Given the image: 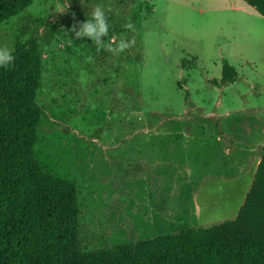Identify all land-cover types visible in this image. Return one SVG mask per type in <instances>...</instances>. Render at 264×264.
Listing matches in <instances>:
<instances>
[{
	"label": "rangeland",
	"instance_id": "1",
	"mask_svg": "<svg viewBox=\"0 0 264 264\" xmlns=\"http://www.w3.org/2000/svg\"><path fill=\"white\" fill-rule=\"evenodd\" d=\"M95 2L33 0L0 28L13 51L39 39L35 156L78 186L71 249L234 219L264 154V17L244 0H104L116 53L75 37ZM224 60L239 78L217 86Z\"/></svg>",
	"mask_w": 264,
	"mask_h": 264
},
{
	"label": "trees",
	"instance_id": "2",
	"mask_svg": "<svg viewBox=\"0 0 264 264\" xmlns=\"http://www.w3.org/2000/svg\"><path fill=\"white\" fill-rule=\"evenodd\" d=\"M244 1L264 17V0ZM32 3L0 0V28ZM14 57L0 68V264H264V154L232 220L135 245L71 249L80 228L78 186L50 174L35 156L43 115L38 36L18 43ZM238 78L237 69L224 60L220 81L212 83L227 86Z\"/></svg>",
	"mask_w": 264,
	"mask_h": 264
},
{
	"label": "clouds",
	"instance_id": "3",
	"mask_svg": "<svg viewBox=\"0 0 264 264\" xmlns=\"http://www.w3.org/2000/svg\"><path fill=\"white\" fill-rule=\"evenodd\" d=\"M86 16L87 19L80 24L78 30L75 26L73 27L76 38H89L98 50L105 49L118 53L128 47V42L124 39L118 40L113 45L116 37L113 34L109 36L112 25L104 0H96ZM101 37H107V39L102 40ZM14 58V51L11 46L0 45V68H6L11 65Z\"/></svg>",
	"mask_w": 264,
	"mask_h": 264
},
{
	"label": "crops",
	"instance_id": "4",
	"mask_svg": "<svg viewBox=\"0 0 264 264\" xmlns=\"http://www.w3.org/2000/svg\"><path fill=\"white\" fill-rule=\"evenodd\" d=\"M253 8V7H252ZM254 9V8H253ZM255 10V9H254ZM256 11V10H255ZM261 159V158H260ZM260 159L258 160V162H257V167H258V164H259V162H260Z\"/></svg>",
	"mask_w": 264,
	"mask_h": 264
}]
</instances>
